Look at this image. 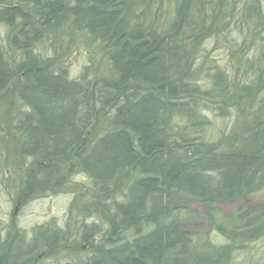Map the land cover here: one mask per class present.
<instances>
[{
  "label": "trees",
  "instance_id": "16d2710c",
  "mask_svg": "<svg viewBox=\"0 0 264 264\" xmlns=\"http://www.w3.org/2000/svg\"><path fill=\"white\" fill-rule=\"evenodd\" d=\"M0 30L1 194L71 197L0 264H264V0H0Z\"/></svg>",
  "mask_w": 264,
  "mask_h": 264
},
{
  "label": "rangeland",
  "instance_id": "374dc122",
  "mask_svg": "<svg viewBox=\"0 0 264 264\" xmlns=\"http://www.w3.org/2000/svg\"><path fill=\"white\" fill-rule=\"evenodd\" d=\"M223 55L221 52L213 53L214 58H221ZM82 62L81 56L72 59V75H79L82 69ZM262 199L258 198L257 203L263 201ZM70 202L71 197L69 195L61 194L56 197L37 200L23 206H16L7 202L6 195L1 194L0 189V229L4 230V228L11 224L13 230L19 228L30 232L33 228L45 225L52 220L62 224ZM238 207L239 205H226L221 207V212L225 215H231ZM196 227L203 231H213L203 221H197ZM196 227L194 229L198 230Z\"/></svg>",
  "mask_w": 264,
  "mask_h": 264
}]
</instances>
